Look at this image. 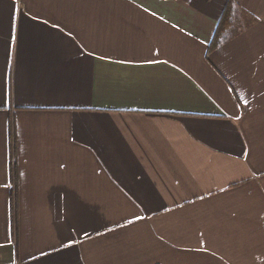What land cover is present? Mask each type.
I'll return each instance as SVG.
<instances>
[{
  "label": "crops",
  "instance_id": "0c3cea01",
  "mask_svg": "<svg viewBox=\"0 0 264 264\" xmlns=\"http://www.w3.org/2000/svg\"><path fill=\"white\" fill-rule=\"evenodd\" d=\"M227 2L0 0V264H264V0L209 49Z\"/></svg>",
  "mask_w": 264,
  "mask_h": 264
},
{
  "label": "trees",
  "instance_id": "16d2710c",
  "mask_svg": "<svg viewBox=\"0 0 264 264\" xmlns=\"http://www.w3.org/2000/svg\"><path fill=\"white\" fill-rule=\"evenodd\" d=\"M238 7H239V0H228L226 7L224 9V12L217 25V29L215 31V35L209 46V49H213L214 47L219 45L220 42L225 40V38L227 37L228 31L230 30V28L233 26L235 22V16H236L235 13H236V8ZM12 175H13L14 181H16L17 173L15 169H13ZM15 206H17V204H15Z\"/></svg>",
  "mask_w": 264,
  "mask_h": 264
},
{
  "label": "snow or ice",
  "instance_id": "6c2138e0",
  "mask_svg": "<svg viewBox=\"0 0 264 264\" xmlns=\"http://www.w3.org/2000/svg\"><path fill=\"white\" fill-rule=\"evenodd\" d=\"M13 39H15V37H13ZM140 218V217H137ZM129 223H131V221H129ZM85 235H87V233H85ZM76 243V238L73 237L72 235H69L66 238V242L65 241H61V248L65 249V251H59L57 252L58 256H68L71 251L73 250L72 246ZM42 254L43 250H41ZM29 255H32V253H29ZM46 255V254H45ZM59 264H63V262H59Z\"/></svg>",
  "mask_w": 264,
  "mask_h": 264
},
{
  "label": "rangeland",
  "instance_id": "374dc122",
  "mask_svg": "<svg viewBox=\"0 0 264 264\" xmlns=\"http://www.w3.org/2000/svg\"><path fill=\"white\" fill-rule=\"evenodd\" d=\"M238 9H239V8H236V13H235L236 15H237V10H238ZM238 17H239V16H238ZM238 19H239V18L236 19V16H235V22H236V20H237V25H239L240 23H242V22H238Z\"/></svg>",
  "mask_w": 264,
  "mask_h": 264
}]
</instances>
